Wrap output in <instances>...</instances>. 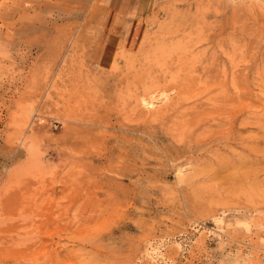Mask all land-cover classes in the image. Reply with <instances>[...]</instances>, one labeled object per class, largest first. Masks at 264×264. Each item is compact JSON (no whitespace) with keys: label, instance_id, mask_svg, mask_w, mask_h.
Returning a JSON list of instances; mask_svg holds the SVG:
<instances>
[{"label":"rangeland","instance_id":"1","mask_svg":"<svg viewBox=\"0 0 264 264\" xmlns=\"http://www.w3.org/2000/svg\"><path fill=\"white\" fill-rule=\"evenodd\" d=\"M0 264H264V0H0Z\"/></svg>","mask_w":264,"mask_h":264},{"label":"crops","instance_id":"2","mask_svg":"<svg viewBox=\"0 0 264 264\" xmlns=\"http://www.w3.org/2000/svg\"><path fill=\"white\" fill-rule=\"evenodd\" d=\"M112 2L117 3L119 8H126V11L134 9V7L142 6L146 0H111Z\"/></svg>","mask_w":264,"mask_h":264},{"label":"built area","instance_id":"3","mask_svg":"<svg viewBox=\"0 0 264 264\" xmlns=\"http://www.w3.org/2000/svg\"><path fill=\"white\" fill-rule=\"evenodd\" d=\"M43 119H44V118L41 117V118H39L38 120H39V122H41ZM56 123H57V122H56L55 120L52 122L53 125H56Z\"/></svg>","mask_w":264,"mask_h":264},{"label":"bare ground","instance_id":"4","mask_svg":"<svg viewBox=\"0 0 264 264\" xmlns=\"http://www.w3.org/2000/svg\"><path fill=\"white\" fill-rule=\"evenodd\" d=\"M143 100H145V99H143ZM146 101V104H150L151 103V101H147V100H145Z\"/></svg>","mask_w":264,"mask_h":264}]
</instances>
